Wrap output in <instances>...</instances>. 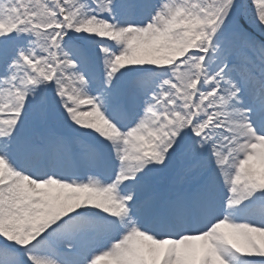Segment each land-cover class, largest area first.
Returning <instances> with one entry per match:
<instances>
[{
    "label": "snow or ice",
    "instance_id": "obj_1",
    "mask_svg": "<svg viewBox=\"0 0 264 264\" xmlns=\"http://www.w3.org/2000/svg\"><path fill=\"white\" fill-rule=\"evenodd\" d=\"M0 264H264V0H0Z\"/></svg>",
    "mask_w": 264,
    "mask_h": 264
}]
</instances>
